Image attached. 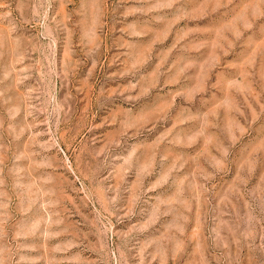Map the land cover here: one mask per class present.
<instances>
[{
	"label": "rangeland",
	"instance_id": "rangeland-1",
	"mask_svg": "<svg viewBox=\"0 0 264 264\" xmlns=\"http://www.w3.org/2000/svg\"><path fill=\"white\" fill-rule=\"evenodd\" d=\"M0 264H264V0H0Z\"/></svg>",
	"mask_w": 264,
	"mask_h": 264
}]
</instances>
